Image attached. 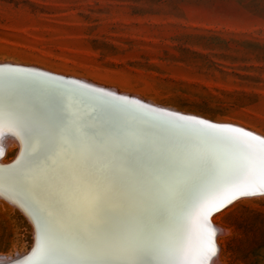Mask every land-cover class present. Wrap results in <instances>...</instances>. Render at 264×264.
Segmentation results:
<instances>
[{
    "label": "snow or ice",
    "instance_id": "6c2138e0",
    "mask_svg": "<svg viewBox=\"0 0 264 264\" xmlns=\"http://www.w3.org/2000/svg\"><path fill=\"white\" fill-rule=\"evenodd\" d=\"M46 87L94 105L87 110L20 109L0 102V135L21 156L0 170L36 227L24 264H211V217L245 197L264 196V138L241 128L149 108L85 85L62 89L43 73L0 70V83ZM126 114L173 133L174 149H141L111 123Z\"/></svg>",
    "mask_w": 264,
    "mask_h": 264
},
{
    "label": "rangeland",
    "instance_id": "374dc122",
    "mask_svg": "<svg viewBox=\"0 0 264 264\" xmlns=\"http://www.w3.org/2000/svg\"><path fill=\"white\" fill-rule=\"evenodd\" d=\"M4 62L264 138V0H0ZM2 204L0 254L14 256L30 248V226ZM213 221L225 230L223 264H264V196L241 198Z\"/></svg>",
    "mask_w": 264,
    "mask_h": 264
},
{
    "label": "bare ground",
    "instance_id": "6f19581e",
    "mask_svg": "<svg viewBox=\"0 0 264 264\" xmlns=\"http://www.w3.org/2000/svg\"><path fill=\"white\" fill-rule=\"evenodd\" d=\"M25 66H29V65H25ZM25 66H23V64H18V63H12L11 64V63H5L4 62V63H0V67H3V68H0V70L6 71V70L10 69V67H14V69H18V70L24 71V72L28 71V72L35 73L37 71L38 73H43V74L45 73V75H48L51 77L53 75L56 78L57 77L58 78L61 77V79L62 78L67 79L68 78V79H71L73 81H77L82 85L86 84V86H87V84H88L90 86H93L96 89L101 90L102 92H105V93L112 92V93L117 94L119 97L129 98L132 101H139L140 103H144V105H147L151 108L159 109V110H162L165 112L175 113V114L181 115V116H190V117H195L197 119L206 120L205 118L203 119V117L200 118V117H197V116H194L191 114H187L185 112L178 111L177 109H174V108L172 109L171 107L168 108L166 106L165 107L156 106L154 102H152V101L149 102L147 100H143V99H141L140 96L129 95V94L122 93L120 91L116 92V90H114L113 88L96 85V84L91 83L89 81L83 80L84 78L67 76V75L55 73L52 71H48L46 69L42 70L43 68L38 69V67L35 68V67H25ZM51 72L58 74V75H54ZM59 75H62V76H59ZM75 85H78V84H75V83H73L72 85H62L61 84L59 86L62 89H64V88H69V87H72ZM10 92L13 96L14 104L20 109L30 108L31 106L35 105L42 112H52L53 110H62V109L73 110V111L87 110V111L91 112L93 110V107H94V105H92L90 102H83L80 98H76V97H73L71 95L61 94V93H57V94L53 95V93L50 92L46 87H42V86H38V85L24 84V85L16 86L14 88H9V85L6 82L0 83V102H3L5 100V98L9 95ZM112 95H114V94H112ZM108 119L111 123L125 129L127 132H129L133 136H138L140 139L139 147L141 149H144L146 147H151L152 149L155 150V149H158L162 146L167 147L169 149H174L177 146H179V144L181 143V141L173 133H170V132L165 131L163 129H160L158 127H152L149 124H147L146 122L137 121L130 115L109 114ZM206 121H208L209 123L217 124V125H221V126L236 127V126L229 125V124L214 123V122L209 121L208 119ZM236 128H240V127H236ZM243 130H245V129H243ZM245 131H247V130H245ZM247 132H250V131H247ZM252 134L259 136L255 133H252ZM259 137L263 138V136H261V134ZM11 148H14L15 152H16L15 156H14V158L16 157L15 161L11 165H8L9 163H11L14 160V158L10 162H5L4 160L0 159V170L8 169L11 166H13L17 162V160L20 158L21 149H22V144H21L20 138L13 135L10 131L5 129L4 133L2 135H0V157L4 156L3 154L10 151ZM15 200H16V197L10 193V190H9L7 183L4 182L2 179H0V202H1V204L4 203L7 206H10V208H13L14 210L18 211L25 218L27 223L29 224L31 235H32L31 246L27 251H25L23 253H16V254H14V256H9L12 254H0V261H3V262L4 261L5 262H9V261L13 262L17 258H24V257L29 255V251L33 247V245L35 244V246H36V227H35L32 219H30L29 216L26 215L25 212L21 209V207L19 206V203L14 202ZM219 213H214L211 217V223L217 231V235H216L217 255L212 258L211 264H223L221 258L218 257V250L220 249L218 237L221 234L225 233V230L224 229L221 230V228H219V226L216 225V223H214V221H213V216L216 214H219ZM222 213L223 212H221V214ZM19 264H22V263H19Z\"/></svg>",
    "mask_w": 264,
    "mask_h": 264
},
{
    "label": "water",
    "instance_id": "95a60500",
    "mask_svg": "<svg viewBox=\"0 0 264 264\" xmlns=\"http://www.w3.org/2000/svg\"><path fill=\"white\" fill-rule=\"evenodd\" d=\"M0 68H3V67H0ZM9 68V67H8ZM10 69H14V67H10ZM22 72H24V71H22ZM25 72H28V71H25ZM37 72V71H36ZM29 73H33V72H29ZM45 74V73H44ZM47 77H51V76H48V75H46ZM52 78H55V80L56 81H58V82H69V83H65V84H62V85H72L73 83H75V84H78V85H82V84H80L79 82H77V81H73V80H71V79H64V78H62L61 79V77L60 78H56V77H54L53 75H52ZM59 79V80H58ZM85 86H86V84H85ZM90 85H88L87 84V88H89V89H96L95 87H93V86H90ZM112 92H110V94H111ZM112 94H114V96H116V97H119L117 94H115V93H112ZM124 98V97H123ZM128 100H130L129 98H127ZM130 101H132V100H130ZM141 104H144V103H141ZM149 107V106H148ZM149 108H151V107H149ZM155 109V108H154ZM162 111V110H161ZM16 158V157H15ZM15 158H14V160L11 162V163H9L8 165H11L14 161H15ZM7 165V166H8ZM33 248H35V244L33 245V247L30 249V251H29V255L28 256H30L31 255V252H32V249ZM28 256H26V257H24V258H17V259H15V261H9V262H3V261H0V264H19V263H24V261L28 258Z\"/></svg>",
    "mask_w": 264,
    "mask_h": 264
}]
</instances>
